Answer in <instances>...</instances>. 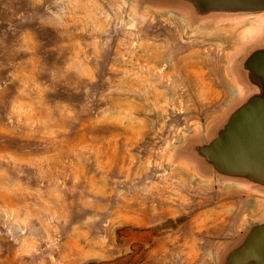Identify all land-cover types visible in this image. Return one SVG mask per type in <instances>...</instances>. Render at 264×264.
I'll return each instance as SVG.
<instances>
[{
    "label": "rangeland",
    "instance_id": "obj_1",
    "mask_svg": "<svg viewBox=\"0 0 264 264\" xmlns=\"http://www.w3.org/2000/svg\"><path fill=\"white\" fill-rule=\"evenodd\" d=\"M237 44L136 0H0V264L212 261L262 199L174 149Z\"/></svg>",
    "mask_w": 264,
    "mask_h": 264
},
{
    "label": "water",
    "instance_id": "obj_2",
    "mask_svg": "<svg viewBox=\"0 0 264 264\" xmlns=\"http://www.w3.org/2000/svg\"><path fill=\"white\" fill-rule=\"evenodd\" d=\"M136 3L172 12L191 27H226L238 38L226 64L235 90L232 99L204 130L184 137L174 157L189 162L204 180L228 183L262 199L258 216L226 240L208 264H264V0Z\"/></svg>",
    "mask_w": 264,
    "mask_h": 264
},
{
    "label": "bare ground",
    "instance_id": "obj_3",
    "mask_svg": "<svg viewBox=\"0 0 264 264\" xmlns=\"http://www.w3.org/2000/svg\"><path fill=\"white\" fill-rule=\"evenodd\" d=\"M262 19V17H260L259 19H257V20H261ZM249 21H252V20H249ZM241 24V23H240ZM248 24H250V22L248 23ZM242 27H244V26H242Z\"/></svg>",
    "mask_w": 264,
    "mask_h": 264
}]
</instances>
